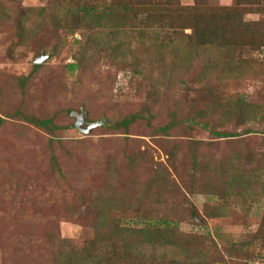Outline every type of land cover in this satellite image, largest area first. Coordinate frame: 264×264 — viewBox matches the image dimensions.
<instances>
[{
  "label": "rangeland",
  "instance_id": "1",
  "mask_svg": "<svg viewBox=\"0 0 264 264\" xmlns=\"http://www.w3.org/2000/svg\"><path fill=\"white\" fill-rule=\"evenodd\" d=\"M141 1L0 0V264H264V0H208L223 48Z\"/></svg>",
  "mask_w": 264,
  "mask_h": 264
},
{
  "label": "trees",
  "instance_id": "2",
  "mask_svg": "<svg viewBox=\"0 0 264 264\" xmlns=\"http://www.w3.org/2000/svg\"><path fill=\"white\" fill-rule=\"evenodd\" d=\"M193 1L194 4L191 7H182L179 2L175 0H146L139 2L138 12L143 14V22H145V25L148 29L149 27L155 29L156 34L154 33L153 41L159 42V46H164L166 43H168L167 45H172L180 31L184 33L183 31H185L186 29H190L192 31V34L188 38L190 39L191 44L195 47L212 45L217 48H223L225 46L231 45L233 37H235V39L241 40V36L243 35H252L251 27L249 28V26L245 25L243 27H239L237 23L229 20L231 17L226 16V12L229 11L228 8H221L216 10L211 8L208 9V0ZM169 6L175 7L172 13L169 9ZM93 10L94 9H90L87 6H84L82 8L77 7L76 12L81 13L82 17L93 18V21L98 24V21H95V16L92 14L96 13ZM220 11H223V15H220ZM101 13L108 14V11H102ZM98 17L100 18V15H98ZM116 26L113 27L114 30L116 28H120V25L118 27ZM166 29L169 30L171 35L167 34L166 37H163L161 39L159 35L162 34L163 30ZM250 39L251 38H247V46L256 47V45L252 43ZM233 44L236 45V43H232V45ZM79 65H81L80 58H78L76 63L68 65V71L75 72L76 70H78ZM38 68L39 66L36 65L35 70ZM134 73L136 74V76L141 74L137 71H134ZM24 82H26V79H24L22 83ZM239 110H249V108L244 107L243 104H240ZM136 118L137 116H131L128 119H124L120 123H118L117 127L127 130L130 124L134 120H136ZM27 122L47 130L57 129L53 126V121L51 119L38 121L35 119L27 118ZM214 135L218 138L232 137L229 134L221 133H216ZM53 162L55 165H57L54 159ZM149 238L153 240L152 237Z\"/></svg>",
  "mask_w": 264,
  "mask_h": 264
},
{
  "label": "water",
  "instance_id": "3",
  "mask_svg": "<svg viewBox=\"0 0 264 264\" xmlns=\"http://www.w3.org/2000/svg\"><path fill=\"white\" fill-rule=\"evenodd\" d=\"M44 60H45V57H42L41 59H38L36 61V64H41L44 62ZM71 116L75 118L76 120L75 122L76 129H78V131H80L83 134H90L93 131V129H96L103 125V122L99 121L97 123L88 125V127L84 129L83 126L87 124L86 114L82 113L81 115H77V114L72 113Z\"/></svg>",
  "mask_w": 264,
  "mask_h": 264
}]
</instances>
